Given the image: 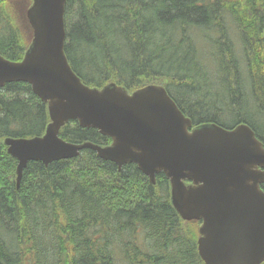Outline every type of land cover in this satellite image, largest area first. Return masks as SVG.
Listing matches in <instances>:
<instances>
[{"label": "trees", "instance_id": "1", "mask_svg": "<svg viewBox=\"0 0 264 264\" xmlns=\"http://www.w3.org/2000/svg\"><path fill=\"white\" fill-rule=\"evenodd\" d=\"M11 3L25 9L15 16ZM30 3L0 1V54L14 62L30 44ZM65 25L64 52L85 85H162L192 128L246 124L264 145V0H68ZM0 107V264H204L199 223L181 220L162 173L153 186L136 165L119 170L85 149L29 162L17 188L2 142L41 136L50 118L22 82L0 88ZM60 137L111 142L76 121Z\"/></svg>", "mask_w": 264, "mask_h": 264}, {"label": "water", "instance_id": "2", "mask_svg": "<svg viewBox=\"0 0 264 264\" xmlns=\"http://www.w3.org/2000/svg\"><path fill=\"white\" fill-rule=\"evenodd\" d=\"M67 1L33 0L27 10L33 38L23 60L0 55V88L29 84L50 117L42 136L3 141L17 160V188L29 162L48 166L89 149L119 170L136 165L153 186L163 173L176 213L184 221H201L197 244L204 264L264 263V146L254 131L246 124L191 130V119L162 85L131 94L116 83L85 85L64 52ZM70 121L97 130L111 144L66 142L60 134Z\"/></svg>", "mask_w": 264, "mask_h": 264}, {"label": "rangeland", "instance_id": "3", "mask_svg": "<svg viewBox=\"0 0 264 264\" xmlns=\"http://www.w3.org/2000/svg\"><path fill=\"white\" fill-rule=\"evenodd\" d=\"M8 6H11V7L13 8V9H9V10H11V11L14 10V9H16V8L19 9V11H20V10H22V9L24 8L25 4H24V3H19V4H13V3H11V4L8 5ZM24 9H25V8H24ZM13 13H14L15 16H17L16 13H15V10H14ZM10 14H11V13H10ZM11 15H12V14H11ZM27 27H28V26H27ZM27 27H26V29H27L28 34H29V36H30V30H29V28H27Z\"/></svg>", "mask_w": 264, "mask_h": 264}]
</instances>
